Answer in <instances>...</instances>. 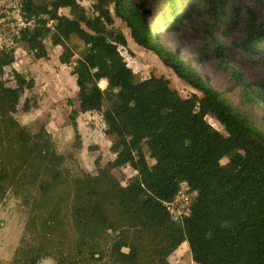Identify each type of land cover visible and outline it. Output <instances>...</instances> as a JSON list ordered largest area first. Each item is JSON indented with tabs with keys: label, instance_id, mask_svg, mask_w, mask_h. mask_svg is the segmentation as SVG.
<instances>
[{
	"label": "trees",
	"instance_id": "16d2710c",
	"mask_svg": "<svg viewBox=\"0 0 264 264\" xmlns=\"http://www.w3.org/2000/svg\"><path fill=\"white\" fill-rule=\"evenodd\" d=\"M218 2L214 28L232 21L223 19L226 13ZM168 3L172 21L178 23V0ZM21 4L27 17L44 15L55 23L52 28L24 30L20 41L37 59L48 58L44 41L60 46L58 59L71 67L77 86L74 113H99L104 134L115 140L109 147L114 158L103 167L95 160L96 176L64 170L65 156L57 153L48 131L41 127L32 135L14 116L22 94L34 81L12 69L15 85H7L2 77L4 67L14 62V50H0V196L9 190L21 194L30 205L31 224L37 211L49 212L40 223L42 241L18 246V264H39L53 253L45 243L51 242L52 233L65 235L55 214L61 200L68 202L77 242L100 259L105 254L103 235L118 230L110 221L112 209L131 229L111 239L108 255L116 264H171L169 255L184 242L196 264H264V133L197 69L156 39L142 14L144 0H92V15L79 0H21ZM63 8L69 15L60 13ZM114 17L125 22L134 43L152 51L199 94L182 97L163 75L139 77L121 54L119 47L127 41L113 26ZM162 22L164 27L170 23L167 17ZM244 34L238 43L241 52L264 48V26L246 23ZM211 41L212 48L202 45L199 52L223 56L220 42L213 37ZM83 48L88 52L72 61ZM85 77L90 78L89 85L84 84ZM253 97L264 102L259 91ZM28 102L24 101V109ZM70 119L78 138L77 122L73 115ZM229 152L235 154L236 163L224 169L221 160ZM125 165L134 174L123 186L111 170ZM182 181L199 193L190 214L177 224L164 203L174 198Z\"/></svg>",
	"mask_w": 264,
	"mask_h": 264
},
{
	"label": "rangeland",
	"instance_id": "374dc122",
	"mask_svg": "<svg viewBox=\"0 0 264 264\" xmlns=\"http://www.w3.org/2000/svg\"><path fill=\"white\" fill-rule=\"evenodd\" d=\"M87 12L92 15V0H79ZM137 2V0H131ZM169 0H144L146 11L142 14L148 26L155 33L156 39L166 48L174 51L179 57L192 65L200 75L221 93L233 108L253 126L264 133V102L253 97L254 91L264 95V48L253 53L241 52L238 43L245 37L246 23L255 26H264V0H219L218 4L225 11L224 20L232 19L227 26L214 28L215 7L208 0H178V15L180 21H172L173 12ZM218 1V0H217ZM60 13L69 15L68 9L63 8ZM170 21L163 26L164 18ZM50 21L49 19L44 22ZM54 21L46 27L52 28ZM113 26L123 32L127 45L120 46L121 54L128 65L141 78L151 74L163 75L169 79L171 87L175 88L182 97L199 92L186 82L180 80L174 72L166 67L160 59L150 50L138 46L130 36V29L125 22L114 17ZM213 28L211 34L208 31ZM212 37L223 46L224 55L219 57L216 52L202 54L199 49L212 48ZM47 49V59L35 58L33 52L21 41L15 45V64L4 67L3 79L7 85H15L12 69L25 72L33 79L34 86L25 89L14 116L24 125L32 135H36L44 127L54 144L57 153L65 156L62 163L64 170L74 174L89 173L96 176L98 167L95 160L99 159L103 167L108 160L114 158L109 147L114 142L115 136L105 135L104 122L97 112L80 113L76 101L77 86L75 77L71 75V67L60 63L58 55L60 46H53L50 40L44 41ZM88 48L77 52L84 55ZM15 65V66H14ZM237 72V74H235ZM85 85L91 83L89 77L83 79ZM100 85L103 87L105 81ZM28 99V108H23L24 101ZM77 122L79 137L75 138L71 116ZM207 120L215 128L224 133L221 125L212 117ZM178 139V137L176 138ZM97 147V148H95ZM151 162V160H149ZM224 169L232 168L236 163V156L229 152L222 160ZM120 185L125 186L134 171L129 165L115 167L111 170ZM33 194L34 191L29 188ZM30 205H26L24 197L9 190L0 196V264H18L15 257L16 250L23 241L40 243L43 239L44 228L40 224L49 212L43 210L36 212L35 224L30 223ZM56 219L64 229V234L57 231L51 235V242L45 243L53 253L49 256L56 264H116L108 255L111 239L120 233L128 231L130 227L120 220L116 213L110 210V221L118 228L116 232L107 230L101 239L105 247L104 258L100 259L97 253L89 254L88 248L82 247L77 242L78 232L70 223L68 202L59 201L58 210L55 211ZM123 246L122 250L127 251ZM45 258V257H43ZM42 258V259H43ZM41 259V260H42ZM171 264H196L191 259L189 247L182 243L168 257Z\"/></svg>",
	"mask_w": 264,
	"mask_h": 264
},
{
	"label": "built area",
	"instance_id": "2783aa9c",
	"mask_svg": "<svg viewBox=\"0 0 264 264\" xmlns=\"http://www.w3.org/2000/svg\"><path fill=\"white\" fill-rule=\"evenodd\" d=\"M47 20L44 15L37 18L27 17L21 0H0V50H12L19 43L24 30L45 26L44 22ZM50 22L52 21L46 22V26ZM198 193L199 189L191 187L187 181L180 182L174 198L164 203L170 219L181 224L183 218L190 214Z\"/></svg>",
	"mask_w": 264,
	"mask_h": 264
},
{
	"label": "water",
	"instance_id": "95a60500",
	"mask_svg": "<svg viewBox=\"0 0 264 264\" xmlns=\"http://www.w3.org/2000/svg\"><path fill=\"white\" fill-rule=\"evenodd\" d=\"M127 251H128V249H127ZM127 251H125V252H127ZM39 264H56V263L54 262L53 259H51L49 257H45L42 260H40Z\"/></svg>",
	"mask_w": 264,
	"mask_h": 264
},
{
	"label": "crops",
	"instance_id": "0c3cea01",
	"mask_svg": "<svg viewBox=\"0 0 264 264\" xmlns=\"http://www.w3.org/2000/svg\"><path fill=\"white\" fill-rule=\"evenodd\" d=\"M56 47H57V46H56ZM16 51H17V50H16ZM16 51H15V52H16ZM15 52H14V53H15ZM15 54H16V53H15ZM14 61H15V60H14ZM13 63L15 64V62H13ZM13 63H12V64H13ZM14 66H15V65H14ZM108 136H111V135H108Z\"/></svg>",
	"mask_w": 264,
	"mask_h": 264
}]
</instances>
